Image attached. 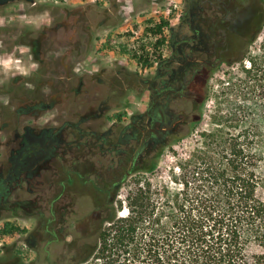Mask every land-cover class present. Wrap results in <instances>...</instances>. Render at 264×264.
Instances as JSON below:
<instances>
[{
	"label": "rangeland",
	"instance_id": "1",
	"mask_svg": "<svg viewBox=\"0 0 264 264\" xmlns=\"http://www.w3.org/2000/svg\"><path fill=\"white\" fill-rule=\"evenodd\" d=\"M33 1L39 0H0V91L8 94L14 88L11 80L21 74L24 81L17 91L23 87L33 95L43 89L59 92L62 98L64 91L57 89L62 84L69 100L59 112L64 111L67 120L69 109L80 108V118L91 117L97 136L108 132V143L97 138L96 163L78 162L75 149L46 166L40 187L30 192L23 185L1 197L0 264H94L98 234L110 211L102 189L129 169L142 135L129 144L121 139L129 140L127 135L137 126L147 131V109L151 115L166 105L168 121L184 123L163 144L146 145L130 174L111 193L118 216L126 214L125 199L138 182L151 184L157 215L165 210L171 215L173 195L181 191L173 178L177 165L200 149L202 133L222 127L214 122L217 113L234 114L232 121L223 123L228 133L259 125L263 137L255 141L264 142V124L257 121L264 120V113L258 117L249 111L250 103L264 101L263 79L254 82L260 87L246 96L245 106L233 87L243 80L242 70L251 67L249 60L264 51V0H69L59 6ZM166 8L169 27L163 44L153 50L160 60L155 56L156 63L145 67L133 55L151 57L155 39L146 36V25ZM60 9L66 12L64 25L56 26L52 18ZM32 41L40 48L31 50ZM53 44L61 45L59 51ZM36 60L45 63L39 66ZM7 94L0 95L2 119L12 110ZM49 114L50 121L55 120L56 113ZM70 132L66 129L68 140L73 139ZM10 134L1 132L0 141ZM94 182L98 191L91 188ZM258 196L264 200V190ZM168 221L162 217V223ZM5 224L17 230L2 236Z\"/></svg>",
	"mask_w": 264,
	"mask_h": 264
},
{
	"label": "trees",
	"instance_id": "2",
	"mask_svg": "<svg viewBox=\"0 0 264 264\" xmlns=\"http://www.w3.org/2000/svg\"><path fill=\"white\" fill-rule=\"evenodd\" d=\"M168 27L161 20L146 29L160 37L154 51L163 44ZM154 51L151 57L145 53L134 58L145 67L152 66L158 56ZM249 62L251 67L242 70L243 80L233 84L244 106L246 96L260 87L254 82L264 81V51ZM173 100L175 97L169 101ZM250 106L252 114L259 117L264 113V101ZM233 118L230 111L213 116L218 127ZM257 121L264 124L263 119ZM222 127L202 133L200 149L177 165L173 178L181 191L173 195L171 215L166 216V210L157 215L151 184L138 182L125 199L126 214L118 216L116 201L110 198L126 176L108 186L110 211L103 221L107 227L102 226L98 234L94 264H264V200L258 196L264 190V142L255 141L263 137L262 129L256 125L234 134ZM145 149L146 145L139 147L137 156ZM162 217L169 219L167 224ZM16 230L5 224L1 235Z\"/></svg>",
	"mask_w": 264,
	"mask_h": 264
},
{
	"label": "flooded vegetation",
	"instance_id": "3",
	"mask_svg": "<svg viewBox=\"0 0 264 264\" xmlns=\"http://www.w3.org/2000/svg\"><path fill=\"white\" fill-rule=\"evenodd\" d=\"M36 2L52 6V2L48 0ZM36 2L33 1L32 5H36ZM53 5L59 6L61 4L53 3ZM60 10L52 18V24L56 26L64 25L66 12L62 11V9ZM74 18L70 19L74 20ZM28 46L31 50L37 47L40 48V45L36 46L33 41ZM53 46L58 51L61 47L60 44H53ZM174 54L176 55V51ZM36 61L39 66H43L45 63L43 60ZM206 64L210 68L213 67V63ZM22 81H24L22 74L17 75V77L14 76V79L11 80L14 83V88L10 87L8 94L0 91V95H8L7 104L12 109L11 111L8 110V114L7 111L2 114L4 119L0 116V133L3 131L11 133L9 139L3 142L0 141V146L5 148V154L0 155L1 162H3L1 164H6V166L0 164V200L2 196H10L15 189L23 185L30 192L36 187H40L42 185L40 176L42 172L48 170L46 166L53 161H60L66 154L70 151H75V149H77L76 158L78 162L88 160L90 163H96L97 138H99L100 143H108V132L97 136L96 130L91 127V117L80 118V108L76 109L77 111L75 109L68 110L67 114L70 120H66L64 111L59 112V106L63 109L65 101L69 100L67 87L65 89L61 84L57 88L58 91H64V97L62 98L59 92L50 94L46 91L43 93V89L42 92L38 91L33 95L34 93L27 92L23 87L17 91V86ZM41 83L47 85V80L41 77ZM88 110L89 115H91L92 110L90 108ZM148 110L143 113L149 120L147 131L137 126L132 135H127L129 140L121 139L122 143L129 144L130 141L140 139L139 135H142L139 147L148 145L150 142L155 145L163 144L166 137L173 134L176 131L175 129L184 123L181 119L168 121V115L164 112L166 105L156 107L151 115ZM50 112L53 115L56 113L55 120L50 121ZM5 115H9L8 118ZM76 117H79V119ZM75 120L77 121L74 123ZM87 122L88 125H86ZM66 129L71 130L70 137L73 139L68 140L66 138V136L68 137ZM137 149L132 153L129 169L125 171L123 176H128L134 168L139 157L137 156ZM127 172H129L128 175L126 174ZM90 174H93L95 178L94 169L90 171ZM123 176L119 177V179L123 178ZM97 187L96 182H94L91 188L94 191H98ZM102 190L105 195H108V187Z\"/></svg>",
	"mask_w": 264,
	"mask_h": 264
},
{
	"label": "built area",
	"instance_id": "4",
	"mask_svg": "<svg viewBox=\"0 0 264 264\" xmlns=\"http://www.w3.org/2000/svg\"><path fill=\"white\" fill-rule=\"evenodd\" d=\"M48 1H51V2H53L54 4H64V3H65V4H66V3L68 4V3H69V0H48ZM92 1H93V0H92ZM162 13H163L162 16L157 17L155 20L153 19L152 22H150V23L148 22L147 25H146V29L153 28L156 24H160V23H161V20L167 21V20H168V19H167V16H168L169 13H170V9H169V8H166L165 11H163ZM146 29H145V34H146V36H152V37H154L155 42L157 41L158 38H160L159 36H154V35H152L151 33L146 32ZM144 49H145V48H144ZM142 50H143V49H142ZM153 50H154V49L151 50V54H152ZM145 51H146V49H145ZM137 55H138L139 57H141L140 54L137 53ZM133 56H134V55H133ZM139 57H137V58H139Z\"/></svg>",
	"mask_w": 264,
	"mask_h": 264
},
{
	"label": "water",
	"instance_id": "5",
	"mask_svg": "<svg viewBox=\"0 0 264 264\" xmlns=\"http://www.w3.org/2000/svg\"><path fill=\"white\" fill-rule=\"evenodd\" d=\"M127 175L129 174V172L126 173Z\"/></svg>",
	"mask_w": 264,
	"mask_h": 264
}]
</instances>
